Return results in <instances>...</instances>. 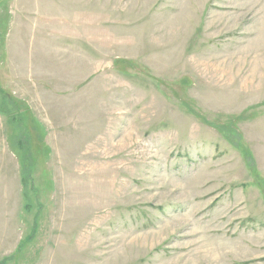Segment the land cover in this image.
<instances>
[{
	"label": "rangeland",
	"instance_id": "obj_1",
	"mask_svg": "<svg viewBox=\"0 0 264 264\" xmlns=\"http://www.w3.org/2000/svg\"><path fill=\"white\" fill-rule=\"evenodd\" d=\"M0 264H264V0H0Z\"/></svg>",
	"mask_w": 264,
	"mask_h": 264
}]
</instances>
